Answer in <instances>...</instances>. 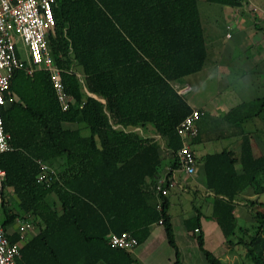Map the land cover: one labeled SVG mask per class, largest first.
I'll use <instances>...</instances> for the list:
<instances>
[{
	"label": "trees",
	"instance_id": "16d2710c",
	"mask_svg": "<svg viewBox=\"0 0 264 264\" xmlns=\"http://www.w3.org/2000/svg\"><path fill=\"white\" fill-rule=\"evenodd\" d=\"M204 1L241 8L245 0ZM200 2L56 0L51 48L66 70L71 108L62 110L49 73L38 71L31 79L17 70L11 90L18 100L2 111L14 151L0 155V169L6 173L0 185L1 222L8 229L34 217L41 228L22 248L19 264H134L132 252L111 247L110 237L128 232L142 245L161 220L175 251L174 264H183L169 196L158 210L156 185L165 165L164 149L159 140L131 130L152 127L172 156L168 177L179 168L175 154L183 140L177 129L193 108L176 85L200 73L208 58ZM75 64L83 82L73 71ZM263 113L264 98L244 103L224 117L230 125L226 132H218L219 122L207 121L191 142L241 139L238 155L225 149L204 156L200 164L206 190L216 197L211 219L225 244L233 245L237 230L242 231L239 244L251 264H264V203L247 197L264 193V155L254 151L258 131H246L244 124ZM64 124L83 125L90 135ZM41 164L56 172L50 185L37 182ZM51 196L57 199L53 203ZM245 199L254 210L252 233L236 216L238 202ZM202 217L198 213L187 220L186 228L209 264H224L206 247ZM18 240V235L11 237L13 243Z\"/></svg>",
	"mask_w": 264,
	"mask_h": 264
},
{
	"label": "crops",
	"instance_id": "0c3cea01",
	"mask_svg": "<svg viewBox=\"0 0 264 264\" xmlns=\"http://www.w3.org/2000/svg\"><path fill=\"white\" fill-rule=\"evenodd\" d=\"M246 7L243 5L241 8H232L220 6L216 12L212 11L213 8H209L210 15L206 16L205 24V38L208 48V58L204 69L195 75L189 76L181 80L176 87L178 90L190 87L192 89V101L188 100L192 108H197L205 112L206 116L201 119V125L198 128L201 132L207 121L219 122L221 125L218 132H226L230 125L223 121L227 113L235 107H238L244 103L253 102L259 98H264V53L262 51L251 52L247 50L238 49V44H224L223 41H232L235 36L239 42L245 40V31L247 29L241 22V18L238 17L241 11H245ZM260 10H263L262 6ZM259 21L255 22L257 25ZM233 25V36L231 39L226 38L227 26ZM257 27V26H255ZM246 41V40H245ZM247 43V42H246ZM253 42L247 44L248 47L252 46ZM73 71L76 73L78 78L83 82V75L77 64L74 65ZM83 90L90 96L97 98L95 95L88 93L87 89L83 87ZM103 103L105 101L101 100ZM264 116V113L262 117ZM262 117L255 119L254 121H248L244 124L245 130H248V125L255 121L262 120ZM66 129L77 130L82 129L84 134L87 130L83 125L78 124H64ZM132 132H138L143 138H152L159 140L162 148L165 150V143L161 140L160 136L157 135L152 127L148 130L142 128H136L131 130ZM262 132H257L253 136V147L255 154L256 141L255 138H264ZM88 136V135H87ZM215 136V135H214ZM207 138V137H206ZM203 138L201 143L192 144V148L196 154V157L201 154V158L208 154H214L216 152H222L225 149L234 151L237 155L241 149V139L234 138H223V139H206ZM214 138V137H213ZM261 147H264V141L260 142ZM162 152L165 158V165L160 172V178L168 176L171 171V159L172 156L168 152ZM262 152V151H261ZM260 155H264L260 153ZM201 158L198 160L199 172L196 176L188 177L183 173L177 171L173 174L176 181V186L171 190L169 195L170 201V215L171 221L174 228L176 241L181 252L183 264H192L187 258L189 252V246L191 243L196 242L192 235L186 228V221L197 216L200 213L202 217V232L205 235V242L207 236V223L205 219H211L213 202L215 195L206 190L205 186V174L203 178L199 177L201 172L204 173L203 168L200 164ZM240 171V167L238 168ZM238 204H243L238 202ZM174 209H178L174 212ZM213 221V220H212ZM28 222L31 224V228L26 232L24 239H21L20 227L22 223ZM214 222V221H213ZM215 223V222H214ZM217 225V224H216ZM183 235L185 242L184 249L178 242V231ZM9 238L14 235L19 236V240L14 243H20L22 248L34 237H36L41 228L34 223V217H30L24 221H17L14 225L9 227ZM200 231H197L199 233ZM167 242L165 227L162 225H155L151 227V234L147 241L139 245L132 254L136 261H139L141 257L146 255V252L151 247L158 246V244ZM145 246L143 250H138L140 247ZM199 249V248H198ZM174 251V250H173ZM201 252V251H200ZM202 253V252H201ZM203 255V253H202ZM206 259V258H205ZM207 261V260H206ZM175 262V251L174 259H170L169 264ZM208 262V261H207ZM103 264V263H101ZM136 264V262L134 263Z\"/></svg>",
	"mask_w": 264,
	"mask_h": 264
},
{
	"label": "built area",
	"instance_id": "2783aa9c",
	"mask_svg": "<svg viewBox=\"0 0 264 264\" xmlns=\"http://www.w3.org/2000/svg\"><path fill=\"white\" fill-rule=\"evenodd\" d=\"M55 5L56 0H0V155L14 151L11 135L5 129L2 111L18 100L11 90L15 71L23 70L31 79L38 71L49 73L62 110L66 112L71 108L73 98L66 92L63 78L66 70L58 65L51 48V40L55 38L57 30ZM232 33L233 25L230 24L227 26L226 38L231 39ZM20 42L24 44L28 55L27 62L19 56ZM179 93L187 98L192 89L183 88ZM203 115L200 109L193 108L192 113L179 125L177 132L183 140V146L175 154L180 166L173 174L177 171L188 177L198 174V163L191 142L199 135L198 121ZM173 174L157 181L158 210L162 209L163 198L168 197L176 186ZM55 176L56 172L52 168L41 164L37 182L50 185ZM5 177V171L0 169V185L5 181ZM159 225L163 226V220ZM30 228V223H22L21 239H24ZM109 244L113 248L131 252L139 247L137 238L128 232L112 235ZM21 250L20 243L11 242L9 232L0 218V264H19L22 258Z\"/></svg>",
	"mask_w": 264,
	"mask_h": 264
},
{
	"label": "rangeland",
	"instance_id": "374dc122",
	"mask_svg": "<svg viewBox=\"0 0 264 264\" xmlns=\"http://www.w3.org/2000/svg\"><path fill=\"white\" fill-rule=\"evenodd\" d=\"M200 10L202 14L210 15L209 8H213V12L220 8L218 5H210L206 3L204 0H201L200 4ZM244 6L246 7L245 11H241L238 15L239 18L242 20V24L246 27L244 38L245 40H242L241 42L238 41L237 36H235L234 40L232 41H223L224 44H235L239 43L238 49L241 50H249L251 52L254 51H262L264 53V12L263 10H260V8L264 7V0H245ZM207 20V19H206ZM259 21L257 25H255V22ZM257 26V27H255ZM234 32L232 33V35ZM247 42V43H246ZM249 42H253L252 46L248 47L247 44ZM18 53L20 58L24 60L25 62L28 61V55L26 54V50L24 48V44L20 42L18 44ZM192 93L187 97L188 100L192 101ZM205 120V119H204ZM199 120L198 125L202 124V121ZM249 132H262L264 133V116L262 117V120L255 121L254 123H250L248 125ZM85 136L90 135V131L87 129L85 133L83 134ZM264 136V134H262ZM256 141V151L257 155L259 156L260 153L264 152V147H261L260 142L264 141V138H260L257 136L255 138ZM262 151V152H261ZM201 154L197 157V159L201 158ZM203 178L204 173L201 172L199 174V177ZM248 198L252 200H259L260 202L264 203V193H261L259 195H255L253 192L250 193V196H247ZM57 199L55 196L49 197L48 201L49 203L55 202ZM239 208L236 211V216L239 218L240 225L244 228H246L250 233L254 232L256 230V224L253 221L252 214L254 213V210L249 207L248 202L246 201H240ZM178 210V209H177ZM174 209V212L177 211ZM179 212V210H178ZM207 223V236H206V247L207 249L214 252L216 255L222 257V261L224 264H251V259L248 257V252L244 248V246L240 245L239 242L241 238H243V233L240 230H237V235L232 238L233 245L225 244V239L222 235V232L220 228L214 223L212 220L205 219ZM177 231L179 233V228H177ZM178 242L180 246L183 247L185 242L183 240V235L181 233L178 234ZM145 246L140 247L138 250H143ZM189 252L187 253V258H189V262L191 261L192 264H209L204 255L200 252L198 249V245L196 242L191 243L189 246ZM170 259H174V251L169 246L168 242H164L158 244V246L151 247L150 250L146 252V255L144 257H141L139 261H136V264H169Z\"/></svg>",
	"mask_w": 264,
	"mask_h": 264
}]
</instances>
